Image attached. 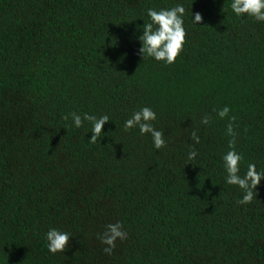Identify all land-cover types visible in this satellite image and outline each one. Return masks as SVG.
<instances>
[{
	"label": "trees",
	"instance_id": "16d2710c",
	"mask_svg": "<svg viewBox=\"0 0 264 264\" xmlns=\"http://www.w3.org/2000/svg\"><path fill=\"white\" fill-rule=\"evenodd\" d=\"M231 2L0 0V264H264V178L237 203L222 160L229 119L216 114L236 117L239 175L264 171V22ZM178 4L182 52L143 59L147 10ZM143 107L159 150L124 131ZM72 112L109 116L95 144ZM117 221L128 237L108 255L97 234ZM53 228L71 236L64 252L48 251Z\"/></svg>",
	"mask_w": 264,
	"mask_h": 264
},
{
	"label": "clouds",
	"instance_id": "9594fccd",
	"mask_svg": "<svg viewBox=\"0 0 264 264\" xmlns=\"http://www.w3.org/2000/svg\"><path fill=\"white\" fill-rule=\"evenodd\" d=\"M231 10L236 16H250L256 21L264 22V0H232ZM185 8L178 4L170 9H148L147 15L150 22L144 23L143 35L139 37L142 47L139 53L143 59L148 57L154 58L156 61H163L165 64L170 65L175 62L179 54L183 50V45L186 42V30L183 27ZM193 15V13H192ZM202 15L200 13L194 14L193 23L199 24L202 22ZM230 109L225 106L216 112L220 119H229L226 126V135L231 137L228 141L229 151L222 157L224 162L223 166L227 172L226 183L229 185H236L243 190V198L238 200L240 205L250 204L254 197L257 196L255 189L264 178V171L258 172L256 165L248 164L247 171L243 177L239 175L240 161L243 159L242 155L235 150L237 133L234 131L235 116L229 117ZM74 126L79 128L84 121H88L92 125L91 132L93 133L90 143L95 144L102 136V129L106 122L110 120L108 115H103L99 118L88 113H84L83 117L76 112L70 113ZM64 120L69 119V115L62 117ZM156 113L149 107H143L139 111L132 114L131 118L126 120L124 131L133 128H139L141 135L151 134L154 147L159 150L165 146L164 134L156 130L151 121L156 120ZM211 117L205 115L201 119V123L208 125ZM238 127V125H236ZM194 144L200 143V138L195 131L190 135ZM198 153L194 147L190 148L187 159L194 160ZM98 238L101 244L106 245L103 248L105 254L111 255L116 247V241H124L128 237V233L124 230L121 222L109 223L105 227V231L101 234L98 233ZM70 234L61 232L57 229H50L45 236L47 241L48 251L52 254L57 252H64L70 240Z\"/></svg>",
	"mask_w": 264,
	"mask_h": 264
}]
</instances>
